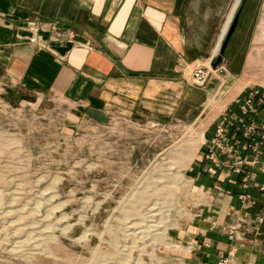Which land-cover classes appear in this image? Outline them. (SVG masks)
Returning <instances> with one entry per match:
<instances>
[{"label":"crops","instance_id":"crops-1","mask_svg":"<svg viewBox=\"0 0 264 264\" xmlns=\"http://www.w3.org/2000/svg\"><path fill=\"white\" fill-rule=\"evenodd\" d=\"M240 1L0 0V76L18 93L93 122L114 115L193 122L204 115L205 145L187 169L206 203L186 231L195 241L192 264H264V0L245 1L225 67L214 68L207 87H191L186 76L193 64L212 65ZM27 22L52 23L73 42L40 32L47 45L40 50ZM254 87L255 112L243 113ZM221 89L223 107L206 108ZM240 119L259 126L251 138ZM224 121L227 145L235 148L225 155L212 144Z\"/></svg>","mask_w":264,"mask_h":264},{"label":"rangeland","instance_id":"rangeland-1","mask_svg":"<svg viewBox=\"0 0 264 264\" xmlns=\"http://www.w3.org/2000/svg\"><path fill=\"white\" fill-rule=\"evenodd\" d=\"M2 77L0 264H192L188 257L195 241L186 231L206 203L204 190L187 169L205 145L209 122L204 115L193 122L161 124L119 115L99 122L66 118L57 107H43L36 96L5 99L11 87ZM224 91L217 90L206 108L223 107ZM193 141L191 160L181 163V151ZM173 155L190 186L179 180L173 186L179 200L166 204L165 196L147 194L156 189L149 185L157 182L156 169ZM163 206L170 210L163 220L169 237L157 236L152 228L149 236L132 240L129 226L134 222L137 232L146 230L141 217L147 207L158 214ZM156 214L149 219L155 226L162 219L153 218ZM134 245L127 257L125 249Z\"/></svg>","mask_w":264,"mask_h":264},{"label":"built area","instance_id":"built-area-1","mask_svg":"<svg viewBox=\"0 0 264 264\" xmlns=\"http://www.w3.org/2000/svg\"><path fill=\"white\" fill-rule=\"evenodd\" d=\"M26 30H28L30 33H32L33 36V43H35V47L38 49H46L47 45L45 41L42 39V36L40 32H50V36L52 38L57 39L60 43L65 41L73 42V34L72 33H60L56 31L55 25L52 23L49 24H42V23H36V22H27L25 26ZM210 66V65H209ZM204 66L202 64H193L191 67H189L187 74H188V83L191 87H195L197 89H203L207 86V83L210 79V74L215 69L212 68V66ZM219 67V65H218ZM259 95V91L257 89L249 90L246 92L245 97L243 99V102L241 104V111L243 113H254L256 109L257 104V96ZM241 123V126L244 128V136L251 138L253 134L257 131L259 126H257L254 123H249L248 125L245 124L243 120H239V124ZM229 127V122L224 121L223 124H220L216 127V130L213 135L212 144L219 150V153L225 155L235 152V148L232 146L227 145V129ZM262 130L264 131V125H261ZM264 139V133L261 135ZM208 158L211 160H215L214 155L212 152H209ZM209 173H215V169L209 168ZM249 176L246 174L242 182L245 183ZM262 191H264V185L260 188ZM259 222H262V219H258Z\"/></svg>","mask_w":264,"mask_h":264},{"label":"bare ground","instance_id":"bare-ground-1","mask_svg":"<svg viewBox=\"0 0 264 264\" xmlns=\"http://www.w3.org/2000/svg\"><path fill=\"white\" fill-rule=\"evenodd\" d=\"M195 141V140H194ZM190 142V144L188 145L189 147L184 149L183 151H181V156L179 157V159L181 160V163L183 160L185 159H190L191 160V155H193L192 153L194 152V149H196V142ZM178 155H173V157H171L169 160H167L166 163L162 164L160 166V168L156 169L157 170V182L154 184H149L151 185L150 187H155L156 189L153 191L154 194H150L148 192V189H147V194L148 196L147 197H151V198H154L156 196H165L166 199L168 200V202L166 204H168L170 201H174V200H179L178 197H176V193H175V189H174V185L179 181V180H182L184 181V183L186 182V186H190L189 183L187 182V180L184 178V174L182 173V167L180 165V162L179 160H176L175 158L177 157ZM179 183V182H178ZM191 183V182H190ZM167 184V185H166ZM183 184V183H182ZM147 185V184H146ZM153 185V186H152ZM185 185V184H184ZM174 186V187H173ZM185 186V187H186ZM176 188V187H175ZM192 188V187H191ZM150 190V189H149ZM191 192V191H190ZM145 194V193H144ZM145 196V195H144ZM146 199V198H145ZM142 203V202H140ZM163 208H165L163 206ZM161 210L160 213L156 214L157 211H154L152 209H150V207H147L146 209V215L144 217H141L142 219L145 220V225L147 223V225L145 226L146 230H143V231H140V232H137L138 228H137V224L133 222V224H131L129 226V232L131 233V237H132V240L139 237L140 236V239L143 238V237H147L149 236L148 234V231H151V229H156V231L158 233H160V235L157 234V236L159 237H162L163 239L165 237H169V234L167 233V227L165 226V224H163V222L165 221L164 219V216L167 217L168 216V213L170 210H168L169 208H165L164 210ZM165 212V214L163 215V213ZM152 214H156L153 218H157L156 216H160L161 221L158 223L157 226H155V224H152L150 222V216ZM170 218V217H169ZM140 219V220H142ZM168 219V217L166 218ZM164 220V221H163ZM143 221V220H142ZM177 223V224H176ZM175 224V228H179V224L178 222H176ZM140 225V224H139ZM144 225V223H143ZM169 230V229H168ZM86 237V236H83V238ZM151 237V236H150ZM46 241V240H45ZM147 242V241H146ZM152 242V241H151ZM151 242H148L147 244H151ZM134 243V242H133ZM135 244V243H134ZM145 246H147L146 244H144ZM41 247V246H40ZM134 247H137L136 245L134 246H131V247H128L125 249V253L127 254V257L131 254L132 252V249ZM136 249V248H135ZM137 250V249H136ZM189 251V250H188ZM135 264H139L138 262L135 263ZM183 264V263H182Z\"/></svg>","mask_w":264,"mask_h":264},{"label":"water","instance_id":"water-1","mask_svg":"<svg viewBox=\"0 0 264 264\" xmlns=\"http://www.w3.org/2000/svg\"><path fill=\"white\" fill-rule=\"evenodd\" d=\"M246 0H242L240 6L237 8V13L234 16L232 22L229 25V29L224 37V39L222 40V46L220 48L219 51V55L215 58L216 60L212 63V68H216L218 65H220L222 63V56L225 52V48L227 46V42L229 41L230 37L232 36V34L234 33V31L236 30V26L241 14V9L244 5ZM6 95L4 96L5 99L7 100H15V101H20V100H28V97L26 95L20 94L17 91H15L12 88H6Z\"/></svg>","mask_w":264,"mask_h":264}]
</instances>
